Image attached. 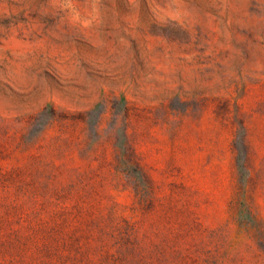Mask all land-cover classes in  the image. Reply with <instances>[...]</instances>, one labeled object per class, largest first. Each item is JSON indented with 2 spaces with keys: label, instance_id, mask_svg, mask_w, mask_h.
Listing matches in <instances>:
<instances>
[{
  "label": "rangeland",
  "instance_id": "rangeland-1",
  "mask_svg": "<svg viewBox=\"0 0 264 264\" xmlns=\"http://www.w3.org/2000/svg\"><path fill=\"white\" fill-rule=\"evenodd\" d=\"M0 264H264V0H0Z\"/></svg>",
  "mask_w": 264,
  "mask_h": 264
}]
</instances>
